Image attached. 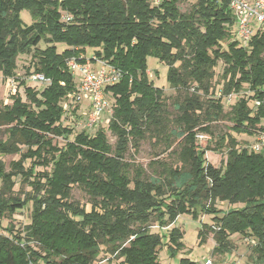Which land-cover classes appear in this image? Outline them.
<instances>
[{"label": "trees", "instance_id": "16d2710c", "mask_svg": "<svg viewBox=\"0 0 264 264\" xmlns=\"http://www.w3.org/2000/svg\"><path fill=\"white\" fill-rule=\"evenodd\" d=\"M179 1L0 0L1 76L14 78L18 57L30 55L32 72L49 80L36 90L22 79L25 100L15 92L11 103L0 102V156L18 155L8 170L0 160V228L8 233H0V264H93L102 246L119 264H161L162 235L151 232L149 222L163 227L179 214H215L217 199L243 206L215 215L216 229L204 228L213 233V253L232 252L230 235L238 233L250 237L254 260L264 262V154L238 147L235 137L264 131V30L243 44L227 0H194L188 11ZM23 9L29 24L20 17ZM56 43L66 47L59 52ZM87 47L91 57L121 71L120 80L104 88L114 145L101 127L74 130L80 104L64 108L76 86L67 60L84 62ZM148 56L167 66L170 87L184 91L171 121L163 89L148 78ZM218 88L239 97L226 103ZM224 117L232 133L219 135L211 147L197 143V133L211 134V124ZM146 134L176 162L150 161L159 168L151 177L124 161ZM55 137L65 142L53 143ZM222 148L223 166L206 162V151ZM16 177L29 186L23 196L14 194ZM73 185L89 195V210L70 199ZM29 203L30 220L21 231L1 227ZM179 237L178 230L169 232L172 253L182 248ZM179 264L195 263L184 257Z\"/></svg>", "mask_w": 264, "mask_h": 264}, {"label": "rangeland", "instance_id": "374dc122", "mask_svg": "<svg viewBox=\"0 0 264 264\" xmlns=\"http://www.w3.org/2000/svg\"><path fill=\"white\" fill-rule=\"evenodd\" d=\"M194 0H181L178 3V7L181 11H188L191 4ZM21 19L29 24L31 18L29 12L23 9L20 12ZM243 43V42H242ZM245 44V43H243ZM44 44L41 43L40 47H43ZM57 51L63 50L66 45L64 43H56ZM92 48H86L85 56L87 58L92 56ZM223 64L218 62L215 67V76L212 79V83H216L220 78V73L222 71ZM32 60L30 55L19 56L17 59V69L14 78H3L0 73V102L2 103H11V95L15 92H18L23 100L24 96V87L19 83L20 80H25L26 85L33 87L36 90H41L46 83L39 84L31 79L32 72ZM147 72L148 78L153 82L154 85L161 87L163 89L165 101L164 107L168 116V119L171 121L176 115L177 110L175 108V100L181 98L184 91L174 89L169 86L166 81L167 66L160 62L158 59L152 56L147 57ZM75 81H78V77L75 76ZM109 105L110 97L107 96ZM88 104L86 101L82 100L79 105V112L74 116L76 119L75 131H80L85 129L83 124L88 112ZM111 115V109L105 112L103 118L99 120L98 124L93 129H86L88 132H93L96 128H103L106 132L108 141L111 145L115 143V137L112 133L107 130V122ZM68 121V120H67ZM65 121V123H67ZM170 127L173 125L169 123ZM231 122L226 118H222L211 124V134H208L209 138L203 140H197L202 147L205 145L214 146L215 140L219 135L223 133L231 132L229 127ZM3 130L4 127H1ZM232 133V132H231ZM236 140L238 141V147H244L246 144L252 140V136L241 133L235 134ZM0 138L4 139L5 134L0 133ZM72 138V136L70 137ZM153 137L146 134V137L140 141L137 151L134 148L130 147L127 153L124 156V161L132 163L134 165H139L144 169V175L146 177H151L156 175V171L159 169L158 166L153 168L149 165L150 161L155 159H162L167 161H174V158L167 157L166 153L163 152V145L157 142L154 143ZM65 142V139L61 137L53 138V143L62 145ZM17 154L0 156V160L5 164L6 169H9V162L13 159H17ZM206 162L211 163L215 167L223 166L226 161V149L222 148L219 151H206L205 152ZM30 162L27 160L25 166H29ZM36 171L44 170L43 167H36ZM133 168L130 167V175L133 174ZM29 190V186L20 184L19 177L15 178V185L13 187L14 194H20L23 196V192ZM71 196L72 201L78 202L80 205H83L86 210L90 209V198L89 195L79 186L73 185L71 187ZM215 206L220 209V212L217 213H199L196 217H193L191 214L183 213L177 215L170 223L166 224L163 227H160L157 222H149L148 228L151 232L158 233L162 235V244L158 250V260L161 264H179L181 258H188L190 261H193L195 264H203L204 260L209 256L215 257L217 261L230 260L235 264H263L262 261L254 260L252 255V244L250 237L241 236L238 233H232L230 238L234 244V249L230 253L225 254H216L213 253L214 239L213 233L211 231H204V228H214L216 222L214 221V216H222L227 209L240 208L243 206L242 202L229 203L226 200L217 199ZM30 203L27 204L22 209L16 211L12 216L6 217L1 220V227H5L8 224H12L14 231H21L24 225L29 223L30 220ZM172 229H176L180 232L179 241L182 244L180 250L172 253L169 249V232ZM0 233L8 234L5 230L0 228ZM205 234V235H204ZM104 246H102V252L99 254L98 258L93 262V264H119L120 259L114 257V255L109 254L104 251Z\"/></svg>", "mask_w": 264, "mask_h": 264}, {"label": "built area", "instance_id": "2783aa9c", "mask_svg": "<svg viewBox=\"0 0 264 264\" xmlns=\"http://www.w3.org/2000/svg\"><path fill=\"white\" fill-rule=\"evenodd\" d=\"M151 5H158L163 0H145ZM220 2L222 0H215ZM228 8L232 13L235 25V37L241 43H247L257 32L264 30V0H227ZM61 19L70 20V17L63 14ZM98 63V67L93 68L92 63ZM67 66L74 76L78 77L76 86L72 92L67 94L64 108L73 109L86 99L89 103V110L84 120L85 129H93L103 118L105 112L109 111V102L104 92V88L117 83L121 78V71L116 67L95 57L85 58L84 62L75 57L67 60ZM31 79L36 83H49V80L41 73H33ZM216 96L221 97L226 103L239 97V93L231 92L223 94L221 88L216 91ZM264 102V97L262 98ZM256 105L260 103L255 100ZM209 138L208 134L197 133L196 139L203 140ZM248 151L264 154V131L253 133L252 140L246 146ZM216 229V227H214ZM249 241V240H248ZM203 264H235L230 260L217 261L212 255L206 258ZM264 264V262H263Z\"/></svg>", "mask_w": 264, "mask_h": 264}, {"label": "crops", "instance_id": "0c3cea01", "mask_svg": "<svg viewBox=\"0 0 264 264\" xmlns=\"http://www.w3.org/2000/svg\"><path fill=\"white\" fill-rule=\"evenodd\" d=\"M86 57V56H85ZM92 67L93 68H96V67H98V63H92ZM84 101H86V103L88 104V109H89V103H88V101L86 100V99H84Z\"/></svg>", "mask_w": 264, "mask_h": 264}]
</instances>
